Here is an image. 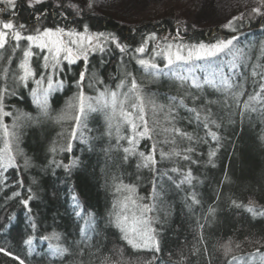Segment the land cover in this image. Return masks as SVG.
I'll return each mask as SVG.
<instances>
[{
	"label": "trees",
	"instance_id": "1",
	"mask_svg": "<svg viewBox=\"0 0 264 264\" xmlns=\"http://www.w3.org/2000/svg\"><path fill=\"white\" fill-rule=\"evenodd\" d=\"M57 2L58 0H46L43 4L29 8L27 0H16L15 22L24 23L29 30H33L35 26L41 29L59 26L83 32L84 25H87L88 32L85 35L111 34L122 46H127L126 51L121 53L115 43L110 40L103 41L101 38L106 51L89 54L88 72L95 73L104 83L90 88L86 74L84 91L87 96L95 97L104 87L115 89V84L119 82L125 68L133 72L145 93L156 94L158 102H165L166 96L178 95L185 88H189L193 76L202 82L205 77H210L215 72L219 79L221 73L217 71V65L223 69V74H229L231 56L221 55L211 65L207 61H193L188 64L180 62L170 66L171 71L165 67L166 61L157 56L156 62L168 75L153 79L133 59L139 55L135 53V48L141 46L152 33L156 34L157 39L147 40L143 58H150L154 50L159 52L167 43H172L175 48L180 43L187 46L198 45L200 42L207 44L236 35L238 42H234L235 47L243 50L240 63L247 65L249 80L254 66H259L257 71H264V17H256L251 23H244L235 33L223 26L195 28L181 25L170 18L127 26L94 12L77 15L66 0H59L63 7L56 8ZM0 7L4 5L0 4ZM261 10L264 11V5ZM45 11L47 16L42 15L37 21L35 16ZM0 18L7 21L10 15L0 13ZM177 28L180 39H174ZM26 47L27 42L21 41V47L14 55L8 46L6 50H0V55L4 57L0 60V86L5 83L11 85L12 74L20 72L18 64L22 59V50ZM32 50L39 54L30 59L38 79L39 74L44 72V53L36 48ZM9 56L12 59L11 64L8 63ZM84 63L81 58L70 66L71 70H67V62H62L65 86L63 90L50 94L47 117L41 114L33 102L30 90L38 87L34 79L28 81V88L18 89L21 93L19 97L6 100V111L15 113L19 110L28 113L33 119L22 120L18 142L9 141L0 129V151L5 148L6 143H11L13 154L23 153L34 167L19 172L10 167L4 173L8 186L0 184V247L24 259L25 264H147L151 254L134 252L120 239L119 230L108 223L110 214L120 213L122 204L126 202L125 197L132 195L137 198L138 203L156 206L147 214L150 226L156 230L160 242L161 252L157 254L159 259L156 264H228L232 256H247L258 248L264 253V217H253L245 209L231 206L232 200L243 204L252 200L256 205L264 206V119L255 113L246 114L244 117L239 115L243 102L252 89L246 87L245 95L240 98V108L234 107L231 114L220 105L213 106V111L223 117L219 130L220 146L214 158L215 167L207 164L208 146L200 149L204 156L200 158L199 164L189 165L181 160L176 165L168 161H162L159 165L161 172L173 166L185 169L191 167L193 175L199 181L194 182V190L200 203L191 204L190 194L193 189L188 185H182L178 189L166 178L158 180L165 191L159 199H152L153 181L157 177L148 169L137 168L140 162L138 157L131 156L127 161L123 159L122 147L116 144L115 130L111 137L107 135L103 113L90 114L87 121L90 131H85L87 143L80 140L81 129L78 128L77 138L71 140L72 151H60L61 148H66L71 139V130L75 125L71 116L75 112L69 113L68 119L61 120L58 117L66 111L67 102L77 94L75 80L78 73L84 70ZM5 68L9 70L7 78L3 75ZM239 71H244L243 67ZM181 75L188 77V83L183 87L177 79ZM60 78L57 73L55 79ZM43 86L46 87V83ZM200 95L204 99H221L220 93L207 86ZM148 118L151 123V111L148 112ZM12 121V117L4 118V123L10 128ZM183 126L187 131H193V126L186 123ZM126 134L127 128L124 127L121 135ZM200 135H203L202 131ZM153 142L141 140L138 151L147 154ZM120 143L128 146L126 141ZM53 147L57 149V153L51 151ZM212 147L215 148L216 145L213 144ZM53 158L57 161L63 160L64 163L78 159L80 163L67 172L61 167L49 166V161ZM157 158L159 159L158 155ZM17 162L22 168L21 156H17ZM170 175L176 182L183 178L176 173ZM18 179H23L24 188L16 184ZM33 180L37 183L32 184ZM30 186L35 197L30 202L31 213L20 204V199L29 195L26 189ZM125 186H135V192L126 191ZM17 191L21 196L12 197V193ZM73 196L77 197L79 207L75 206ZM141 197L144 198L142 201L139 200ZM129 207H132L130 202ZM210 208L215 209L214 218L209 216ZM77 212L80 213L79 216L76 215ZM89 219L94 220L91 229H87L85 224V220ZM33 223L36 224L35 229L31 227ZM200 225L204 227L201 228ZM81 228L88 230L87 239L80 232ZM53 232L60 234V241L43 239L51 236ZM29 236L33 239L31 248L24 243ZM56 244L68 247L69 253L62 257L52 255V245ZM226 245L232 248L227 256ZM0 264L19 262L0 253ZM233 264L237 262L233 261Z\"/></svg>",
	"mask_w": 264,
	"mask_h": 264
},
{
	"label": "snow or ice",
	"instance_id": "2",
	"mask_svg": "<svg viewBox=\"0 0 264 264\" xmlns=\"http://www.w3.org/2000/svg\"><path fill=\"white\" fill-rule=\"evenodd\" d=\"M46 0H28V7L34 8L36 5L45 3ZM261 5H264V0H259ZM0 13H9L10 18L5 21L0 18V50H6V46L11 48L14 55L21 47V41L27 42V47L22 50V59L18 64L20 72L12 74L11 85L5 83L0 86V129L3 130L4 135L9 141L19 140V131L22 127V120L30 121L33 118L28 113H22L19 110L6 111V100L10 97H19L21 93L18 91L20 88H28V81L34 79L37 88L31 89L33 102L37 105L41 114L45 117L49 115V96L53 91L63 90L65 80L63 74L65 69L61 67L62 62H67L70 66L77 63L81 58L84 63V70L78 73V78L75 80V87L77 94L74 95L67 102L66 111L58 117V119H68L69 113L75 112L71 119L75 121V125L71 130V139L67 143L66 148H61L60 151H72V142L77 138V129H81L80 140L83 143L88 142L85 131L88 129V118L93 113H103L104 121L107 128V135L111 137L113 130L116 133V144L122 147L123 159L127 161L131 156L139 158L137 168L148 169L154 174L157 179L153 181L152 199H159L161 193L165 191L163 184L158 182L159 179L166 178L176 188L182 185H188L192 188L190 194L191 204H199L200 200L197 198L195 192L194 182H199L198 178L193 175L191 167L182 168L173 166L166 171H160V163L168 161L174 165L179 161L187 162L189 165L199 164L200 158L204 153L200 150L203 146H208L207 151V164L215 167L214 158L217 156V151L220 146L221 136L219 130L221 128V121L223 117L219 116L217 112L213 111L214 105H220L222 109H226L231 114L232 109L240 108V98L245 95L246 87L252 89L248 93L247 99L243 102V107L239 112L241 117L246 114L251 115L255 113L260 118L264 119V71H257L259 66H254L251 71V80L247 72V65L240 63V57L243 56V50L235 47L234 42H238V37L232 35L229 38H221L213 43L200 42L198 45L187 46L182 43L175 46L173 51V44L167 43L164 49L159 52L153 51L150 58H143L146 52L145 44L148 39L156 40V34L152 33L141 46L135 48V53L139 54L135 59L140 69L151 76L153 79L158 77L167 76L168 73L164 72L160 65L156 62V57L161 56L165 61V67L171 71L172 65L177 62L184 64L193 61H207L210 65L213 60L219 59L221 55L231 56L229 74H223V69L217 65V71L221 73L219 79L216 78V73L213 72L210 77H205L201 82L198 78L193 76L191 78L190 87L185 88L182 93L175 96H166L165 102H158L156 94H147L143 91L140 83L137 82L132 71L127 70L123 72L119 78V82L115 84V89L104 87L102 91H98L95 97L87 96L84 91V82L86 74L88 75V87L92 88L95 85H102L103 80L99 79L95 73H89L88 59L90 53L99 51L104 53L106 48L103 41H111L115 43L116 48L121 53L126 51L127 46H122L119 40L109 34L105 36L104 33H92L85 35L88 32V26L84 25L83 32L75 31L72 29H65L63 27L43 28L35 26L33 30H29L28 26L24 23L17 24L15 22L16 0H0ZM56 8L63 7L62 3L57 2ZM77 15H83L85 11L92 12L96 7V0H86L85 6L71 5ZM47 16V11L37 14L35 19L39 21L41 16ZM256 17H264V11L260 7L253 8L247 18L244 13L233 16L224 28L235 33L239 31L244 23H251L252 19ZM27 33V34H25ZM180 39L179 28L176 30V37ZM167 40V37H165ZM158 47V46H157ZM33 48L39 49L43 52L42 57L44 63L42 65L44 72L39 74L33 69L30 59L39 54L33 52ZM186 52V54H185ZM4 59L0 55V60ZM8 63H12L11 56L8 57ZM243 67L244 71H239ZM22 73V74H20ZM47 73V74H45ZM59 73L61 78L55 79L56 74ZM5 78L9 76V70H3ZM177 79L181 82V87L188 83L187 76H178ZM46 83V87L43 85ZM209 87L216 93H220L221 99H204L200 93L203 92L205 87ZM126 89V90H125ZM195 91H192V90ZM190 101L191 103H189ZM151 111V123L148 118V112ZM185 113L182 115L181 113ZM5 117H12V126L4 123ZM193 126V131L189 132L183 126L184 124ZM126 127L127 134L121 135V129ZM203 135H200V132ZM141 140L154 141L147 151H138ZM121 141H126L128 146H122ZM216 147L213 148L212 145ZM167 147V150H165ZM53 153H57V149H51ZM157 155L159 159L157 158ZM17 156L23 158V166L17 162ZM80 161L73 159L69 163H64L63 160L57 161L53 158L49 161V166L61 167L65 171L70 172L71 169L77 167ZM16 168L17 171H27L34 167L31 160L24 156L23 153L17 152L15 155L12 152L11 143H6L5 148L0 151V184L7 187V177L4 173L8 169ZM170 173L182 175L183 178L176 182ZM35 180L32 184H36ZM16 184L20 188H24L23 179H18ZM126 191L130 193L135 192V186H125ZM29 193L27 198H21L20 204L23 205L29 213H31L30 202L35 198L33 188L30 186L26 189ZM119 191V189H117ZM20 192H13L12 197H20ZM76 202L75 206L79 207V202L76 196L72 197ZM144 198H139L143 200ZM122 204L120 213L110 214L108 223L114 226L120 232V239L123 240L134 252L150 253L151 257L147 264H156L159 259L157 256L161 252L160 242L156 236V230L150 226V221L147 214L152 212L156 207L154 204L138 203L137 198L132 195L125 197ZM129 202L132 207H129ZM231 206L236 209H245L253 217H264V206H258L254 201L249 200L247 204L237 203L236 200L231 201ZM115 207V205H114ZM76 215H80L79 212ZM209 216L215 217V209H209ZM11 219V217H9ZM87 229H91L94 224L93 219L85 220ZM33 229L36 224L31 225ZM201 228L204 225H200ZM81 228L80 232L83 237L87 239L88 230ZM44 240L55 239L61 240L58 233L53 232L51 236L43 237ZM203 239V237H201ZM33 239L29 236L24 240V243L31 248ZM239 247V245H237ZM232 248L225 246V255L231 253ZM0 253L18 260L19 264H25V260L19 256H14L10 251L0 247ZM69 253L68 247H62L60 244L52 245V255L65 256ZM264 264V253H261L259 248L247 256H232L228 264Z\"/></svg>",
	"mask_w": 264,
	"mask_h": 264
},
{
	"label": "rangeland",
	"instance_id": "3",
	"mask_svg": "<svg viewBox=\"0 0 264 264\" xmlns=\"http://www.w3.org/2000/svg\"><path fill=\"white\" fill-rule=\"evenodd\" d=\"M66 2L70 6L84 7L86 0ZM262 6L259 0H96L92 12L127 26L170 18L181 25L216 28L223 26L233 16L240 13L248 16L253 8Z\"/></svg>",
	"mask_w": 264,
	"mask_h": 264
}]
</instances>
